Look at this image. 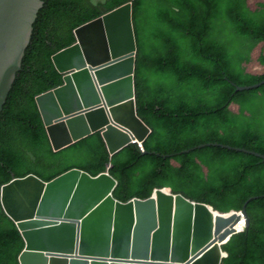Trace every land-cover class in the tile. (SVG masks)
I'll return each mask as SVG.
<instances>
[{"label":"trees","instance_id":"trees-1","mask_svg":"<svg viewBox=\"0 0 264 264\" xmlns=\"http://www.w3.org/2000/svg\"><path fill=\"white\" fill-rule=\"evenodd\" d=\"M130 1L137 113L151 128L143 149L131 142L111 155L99 131L55 151L37 103L64 83L53 55L77 41V27ZM263 79L264 0H44L0 117V191L80 169L108 172L121 202L170 189L221 213L245 208L250 223L222 246L221 264H264V158L215 145L264 154V84L236 87ZM24 248L0 192V264H20Z\"/></svg>","mask_w":264,"mask_h":264},{"label":"water","instance_id":"water-1","mask_svg":"<svg viewBox=\"0 0 264 264\" xmlns=\"http://www.w3.org/2000/svg\"><path fill=\"white\" fill-rule=\"evenodd\" d=\"M43 5L44 0H0V117ZM75 32L77 41L53 55L64 83L37 97L53 149L99 131L111 155L131 142L143 143L151 128L137 113L133 2ZM262 84L264 79L236 87ZM116 186L108 172L93 177L80 169L49 182L31 174L2 185V206L25 241L20 264H221L222 246L250 223L245 208L221 213L170 189L121 202L113 196ZM242 220L244 227L237 229Z\"/></svg>","mask_w":264,"mask_h":264},{"label":"bare ground","instance_id":"bare-ground-1","mask_svg":"<svg viewBox=\"0 0 264 264\" xmlns=\"http://www.w3.org/2000/svg\"><path fill=\"white\" fill-rule=\"evenodd\" d=\"M244 221H240L239 225L237 226V229H241L242 227H244Z\"/></svg>","mask_w":264,"mask_h":264},{"label":"built area","instance_id":"built-area-1","mask_svg":"<svg viewBox=\"0 0 264 264\" xmlns=\"http://www.w3.org/2000/svg\"><path fill=\"white\" fill-rule=\"evenodd\" d=\"M139 146H140L141 149H143V145H142V143H139Z\"/></svg>","mask_w":264,"mask_h":264}]
</instances>
